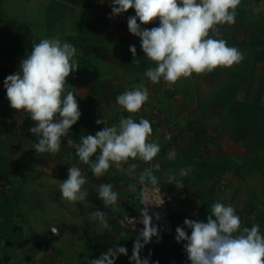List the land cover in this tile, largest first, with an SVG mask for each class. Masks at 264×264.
I'll return each mask as SVG.
<instances>
[{
  "label": "crops",
  "instance_id": "obj_1",
  "mask_svg": "<svg viewBox=\"0 0 264 264\" xmlns=\"http://www.w3.org/2000/svg\"><path fill=\"white\" fill-rule=\"evenodd\" d=\"M93 11L97 13L95 18L102 21L101 26L105 27L110 20L117 30L128 27V18L135 15V10L129 9L113 16L112 0H0V264H89L116 246L125 247L127 255H119L115 264H135L130 257L141 230H131L121 221L135 206L140 177L149 168L157 177V184L162 185L172 197L171 207L177 227H183L189 235L191 229L184 225V220L206 223L215 202L231 205L241 219V228L251 227L248 212L245 213L243 208L238 210L236 206L235 186L222 184V173L217 172V167L203 156L202 149L196 146L191 135L184 139H181V134L178 139L172 135L171 142L168 139L159 143L161 150L151 163L130 160V164L137 165L131 174L113 167L103 176L96 177L90 167L79 160L76 150L67 146L69 138L79 143L81 136L98 132L83 127L82 124L87 123L83 117L72 126L67 137L61 138L58 153L35 152L33 145L37 137L30 129L36 126V122L29 114L10 107L4 88V80L20 71L21 61L30 54L33 43L58 37L77 49L75 59L81 56L83 62L67 77L73 92L76 85H89L87 80L82 81L89 68L82 65L89 62L90 51L113 53L118 66L107 74L119 78L128 74L120 68L122 52L132 45L136 47V57L149 62L144 71H132L130 74L145 76L147 69L155 67V63L144 56L138 37L125 39L118 34L89 38L80 32L73 35L70 30L73 21L76 20L79 27L84 23L87 25ZM233 25L235 29L237 24ZM158 26L157 20L142 27ZM91 43L96 47L92 49ZM104 73L90 72L107 75ZM154 88L181 92L187 86H182L180 80L171 86L162 83L161 87L155 85ZM189 89L195 91L196 87L189 86ZM176 98V108L186 105L180 95ZM76 100L82 106V102ZM178 114L175 112V116ZM172 153L175 155L170 159ZM98 155L99 150L91 159L95 160ZM73 165L80 167L87 178L82 188L87 192L86 198L74 203L63 200L59 190L60 182L68 178V168ZM172 176L175 180L170 181ZM100 184L113 186L118 194L115 205L105 207L97 193ZM133 185L135 192L130 191ZM97 210L106 213L108 228L93 219L92 213ZM53 229L57 232L53 233ZM260 231L264 234V228ZM175 235L159 233L154 236L141 250V257L148 258L149 264H191L183 247L186 242H177Z\"/></svg>",
  "mask_w": 264,
  "mask_h": 264
},
{
  "label": "clouds",
  "instance_id": "obj_2",
  "mask_svg": "<svg viewBox=\"0 0 264 264\" xmlns=\"http://www.w3.org/2000/svg\"><path fill=\"white\" fill-rule=\"evenodd\" d=\"M240 3L241 0H112V15L135 10V15L128 18V30L140 38L144 56L155 63V67L145 71V76L153 84L163 80L171 86L193 73H210L217 67L231 68L244 59L236 47L228 46L224 39L214 38L219 35L218 25L236 22V9ZM157 20L158 27H142ZM210 32L213 35L210 36ZM129 51L134 60L135 45L130 46ZM76 53L77 49L71 43L62 42L58 37L41 39L32 44L30 54L21 61L20 71L4 80L10 107L29 114L36 122L30 129L37 137L33 145L36 153H58L61 138L67 137L80 119L76 95L67 83V77L80 68ZM148 100L149 92L143 84L116 97V103L128 113H138ZM97 124L105 126L95 135L81 136L79 143L71 138L67 141V146L76 150L79 160L88 165L96 177L103 176L113 167L131 174L137 165L130 164V160L151 163L161 150L158 141L149 140L153 129L150 121L143 117L138 122L132 116L121 117L119 123L112 126L99 119ZM166 139H171L170 134ZM98 150L99 155L92 160ZM174 155L170 154L169 158ZM125 165H128L127 169ZM145 178L153 186L158 183L151 168L141 175V183ZM172 180H175L174 176L170 177ZM86 183L87 178L80 167H69L68 178L59 184L61 198L72 203L83 201L87 196L82 190ZM177 186L182 187L180 183ZM130 191H136L135 185ZM97 193L105 207L118 201V194L111 184H100ZM141 203L144 207L139 222L144 227L133 244L130 260L135 264H149L148 258H142L140 253L159 233L152 224L148 205L159 206L163 202L151 203L144 198ZM92 217L104 228L109 227L105 212L97 210ZM156 219H160L159 214ZM184 225L191 229V235L183 227H177L175 239L186 242L183 247L191 264H264V234L259 225L241 228V219L231 205L215 202L206 223L185 219ZM52 231L56 233L57 229ZM119 255H127V249L110 248L89 264H115Z\"/></svg>",
  "mask_w": 264,
  "mask_h": 264
},
{
  "label": "rangeland",
  "instance_id": "obj_3",
  "mask_svg": "<svg viewBox=\"0 0 264 264\" xmlns=\"http://www.w3.org/2000/svg\"><path fill=\"white\" fill-rule=\"evenodd\" d=\"M236 11L234 33L231 36L219 33L214 38L224 39L228 46L242 53L244 59L239 64L181 78V85L187 86L181 92L162 91L154 87H161L163 80L153 84L144 75L130 74L144 71L149 61L138 57L133 60L132 53L123 50L120 68L128 74L119 78L107 74L118 66L113 53L90 51L89 62L82 65L89 68L82 77L89 85H76L74 94L82 102L80 117L87 122L82 126L90 130L103 129L105 125L97 124L99 119L112 126L121 117L132 116L137 122L141 117L150 121L151 138L158 143L168 141L169 134L175 139L179 134L181 139L191 135L203 156L222 173V184L235 186L236 206L248 212L250 226L258 224L264 228V0H241ZM96 14L91 12V20L81 27L73 21L70 28L73 35L80 32V35L98 38L120 34L125 39L134 36L126 26L117 30L110 20L105 27L101 26L102 21L95 18ZM90 47L93 49L96 44L91 43ZM76 60L81 67L83 58L78 56ZM91 71H104L107 75L90 74ZM141 84L147 87L149 100L138 113H128L116 103V97ZM178 95L186 103L181 109L174 104ZM175 112L179 114L175 116Z\"/></svg>",
  "mask_w": 264,
  "mask_h": 264
},
{
  "label": "built area",
  "instance_id": "obj_4",
  "mask_svg": "<svg viewBox=\"0 0 264 264\" xmlns=\"http://www.w3.org/2000/svg\"><path fill=\"white\" fill-rule=\"evenodd\" d=\"M147 187L148 191L145 192L144 188ZM147 198L151 203H162V205L150 204L148 205L149 215L152 216V224L158 228V233L164 235H173L176 233L177 224L174 221L172 211V197L170 193L160 184L155 186L151 185L149 181H144L140 185L136 204L132 210L128 211L124 217L123 222L125 226L131 230H142L144 225L140 223L141 210L144 205L141 200ZM156 214H159L160 219H156ZM1 244V241H0Z\"/></svg>",
  "mask_w": 264,
  "mask_h": 264
},
{
  "label": "trees",
  "instance_id": "obj_5",
  "mask_svg": "<svg viewBox=\"0 0 264 264\" xmlns=\"http://www.w3.org/2000/svg\"><path fill=\"white\" fill-rule=\"evenodd\" d=\"M234 25H228V28L226 29L225 24L224 25H220L219 26V33L220 35H228L231 36L233 34L234 31Z\"/></svg>",
  "mask_w": 264,
  "mask_h": 264
}]
</instances>
